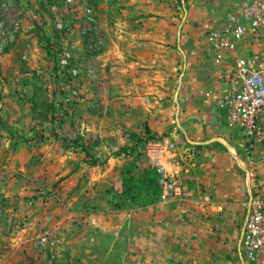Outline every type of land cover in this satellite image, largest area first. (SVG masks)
Instances as JSON below:
<instances>
[{
  "label": "rangeland",
  "instance_id": "obj_1",
  "mask_svg": "<svg viewBox=\"0 0 264 264\" xmlns=\"http://www.w3.org/2000/svg\"><path fill=\"white\" fill-rule=\"evenodd\" d=\"M241 1L0 0V264H211L216 251L222 264H250L228 240L234 230L240 238L246 215L225 222L215 213L217 203L231 206L234 190L225 193L229 176L214 179L210 169L208 182L193 185L199 203L183 214L178 250L161 253L159 205L192 195L183 185L182 196L162 199V173L149 145L164 138L178 143L173 133H181L187 119L176 105L169 116L157 103V120L169 126L160 130L156 121L155 130L145 119L140 89L117 92L110 77L125 70L118 54L131 58L127 41L136 38L141 19L153 18L150 29H162L157 18L163 17L167 42L180 29L183 49L202 48L208 30ZM106 29L117 31L113 48ZM64 51L71 58L62 67ZM106 53L117 56L101 67ZM179 75L171 91L183 88ZM212 115L207 132L222 138L225 120ZM175 149L166 164L172 177ZM246 154L242 202L248 209L250 188L255 198L264 197V162Z\"/></svg>",
  "mask_w": 264,
  "mask_h": 264
},
{
  "label": "crops",
  "instance_id": "obj_2",
  "mask_svg": "<svg viewBox=\"0 0 264 264\" xmlns=\"http://www.w3.org/2000/svg\"><path fill=\"white\" fill-rule=\"evenodd\" d=\"M152 19H141L140 29H133V35L136 38L127 41L132 47L131 53H129L131 58H127L123 53L118 54V59L124 63L125 70L119 71L121 73L119 76L113 75L116 74V71L112 70L110 77L112 89L117 92L130 93L140 89V93L144 95L142 106L146 110L145 119L155 130H158L156 121L164 127L160 130H166L165 127L169 126V123L165 122L166 119H162L163 117L159 116L161 118L158 117L157 120V110L155 109L157 103L159 104L157 109L160 106H166L168 111L165 110L164 112L169 116L176 105L175 111L179 109L178 113L180 114L182 110L184 118L187 119L184 130H181V133L177 131L173 133L178 143L175 142L176 149L170 157L169 168L173 177L185 187L187 185L189 188H186L187 193L191 191L192 197L186 196L184 200L171 199L159 205V250L161 249V253L165 257L169 253L173 255V251L176 252L181 244L183 233L179 231L182 219L185 218L183 214L195 212V207L199 203L198 197L194 195L196 191H192L197 179L203 183L208 182L209 174L207 175L205 172L209 169V173L214 179H217L216 174L220 177V174L226 173L229 176L230 185H226L228 191L225 193L229 192L230 189L234 190L232 193L230 192L232 195L228 198V201L231 200V206L223 210V205L217 203V206L214 207L215 213L225 217V222L229 218L237 219L236 214L245 216L249 210V205L247 209L246 204H243V197L246 196V188H248L243 176L248 174L245 169L246 152L248 151L253 159L255 156L259 157L262 162H264V157L262 149L253 147L245 138L241 139L239 128L227 125L224 116L222 97L224 95L223 90L228 85L225 75L234 67V63L228 57L230 54L216 50L208 39L202 48L197 44L196 46L192 44L187 52L185 48L183 49L180 37L176 38V31L178 32L180 29H173V38L167 42L164 18L159 16L157 18L158 27L161 26L162 29H150V23L154 22ZM106 30L108 31V46L113 48L117 43L115 35L117 31L115 29ZM121 30L127 32L129 29ZM116 56L106 53L103 57L106 62L100 61L99 64L101 67L103 63L110 66ZM177 74H180L179 79L183 84V88L181 87L179 92L177 90L171 91ZM171 92H173L172 98L169 95ZM211 113L214 115H212V119L220 116L218 115L220 113L225 120L224 125L227 129L223 130L222 138L209 135L207 132L208 125L205 124V119L207 120V115L210 116ZM178 125L180 127L181 124L178 122ZM234 129L237 130L236 133L232 132ZM237 144H245L244 147L247 148L241 150ZM232 150L237 152L236 156ZM207 159H211V161ZM252 196L253 191L250 188L249 204L254 197ZM238 197H242L240 199L242 205L238 206L237 211ZM214 234L213 229H211V236H215ZM228 240L229 245H233V249H238L241 253L239 233L234 230L233 235ZM212 242L213 240H211ZM222 242L221 240L220 243ZM220 243L219 245H221ZM219 245H216L215 251L221 247ZM217 252L211 254V264H222V261L216 256Z\"/></svg>",
  "mask_w": 264,
  "mask_h": 264
},
{
  "label": "built area",
  "instance_id": "obj_3",
  "mask_svg": "<svg viewBox=\"0 0 264 264\" xmlns=\"http://www.w3.org/2000/svg\"><path fill=\"white\" fill-rule=\"evenodd\" d=\"M87 11L91 13L92 9ZM208 41L216 50L229 53V60L234 63L226 72L228 85L222 97L227 125L239 128L248 143L262 149L264 157V0L239 2L220 26L208 30ZM70 58V52L64 51L59 64L67 66ZM149 147L162 173V199L182 196L183 185L166 170L168 152L175 147L174 143L164 138L163 142L150 143ZM240 249L244 252L243 260L264 264L262 196L251 199L241 229Z\"/></svg>",
  "mask_w": 264,
  "mask_h": 264
}]
</instances>
